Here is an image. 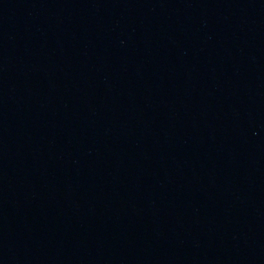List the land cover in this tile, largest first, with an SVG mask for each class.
Wrapping results in <instances>:
<instances>
[{
  "label": "water",
  "instance_id": "95a60500",
  "mask_svg": "<svg viewBox=\"0 0 264 264\" xmlns=\"http://www.w3.org/2000/svg\"><path fill=\"white\" fill-rule=\"evenodd\" d=\"M0 264H264V0H0Z\"/></svg>",
  "mask_w": 264,
  "mask_h": 264
}]
</instances>
